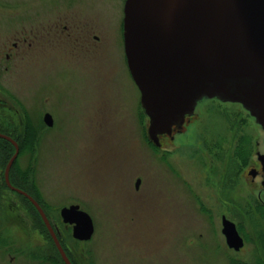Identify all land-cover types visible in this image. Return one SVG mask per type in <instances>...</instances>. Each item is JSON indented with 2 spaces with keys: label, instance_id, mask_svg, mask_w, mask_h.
Listing matches in <instances>:
<instances>
[{
  "label": "rangeland",
  "instance_id": "1",
  "mask_svg": "<svg viewBox=\"0 0 264 264\" xmlns=\"http://www.w3.org/2000/svg\"><path fill=\"white\" fill-rule=\"evenodd\" d=\"M76 2L106 22L96 24L99 40L92 45L52 36L63 25L53 23L65 24L69 15L55 14L50 25L8 26L0 15V100L6 103L0 122L12 125V136L24 143L13 175L59 228L69 260L263 264L264 197L258 201L260 184L249 174L260 168L263 155L256 153L264 154L260 126L240 104L206 99L155 146L124 53V0ZM46 28L51 36L41 44ZM32 29L39 36L31 52L22 40ZM13 42L20 48L6 58ZM239 143L246 145L242 161ZM0 187V264H62L40 215ZM70 205L91 216L90 240H75L62 222L60 211ZM222 214L245 239L239 253L227 248Z\"/></svg>",
  "mask_w": 264,
  "mask_h": 264
},
{
  "label": "water",
  "instance_id": "2",
  "mask_svg": "<svg viewBox=\"0 0 264 264\" xmlns=\"http://www.w3.org/2000/svg\"><path fill=\"white\" fill-rule=\"evenodd\" d=\"M123 13L126 62L155 146L205 99L240 104L264 132V0H125ZM44 122L52 127L50 114ZM0 138L15 147L5 168L9 184L19 148ZM16 190L36 208L63 263L72 264L39 204ZM60 217L72 225L75 240L91 239L92 218L79 205L62 208ZM222 233L228 248L243 247L235 224L225 218Z\"/></svg>",
  "mask_w": 264,
  "mask_h": 264
},
{
  "label": "flooded vegetation",
  "instance_id": "3",
  "mask_svg": "<svg viewBox=\"0 0 264 264\" xmlns=\"http://www.w3.org/2000/svg\"><path fill=\"white\" fill-rule=\"evenodd\" d=\"M39 3H42L44 6L41 7L39 5ZM124 3H125V0H124L123 5H122L123 8H122V16H121L122 36H123ZM55 14H62V15L65 14V15H69V17H70L68 22L65 21L66 22L65 24L60 22V21L53 23V25H56V27L58 25L63 24L60 28V31L57 32L58 35H55L56 32L54 34H52V36L55 39H58L57 37H55V36H58L59 38H62V39L64 38V39H67L68 41L69 40H78V41L83 40V41L87 42L86 44H89V41L90 42L92 41L91 39L99 40V37L95 34L96 33L95 30L97 27L96 24H98V22L99 23H106L102 20V18L97 16V14L95 12V8H93L91 6L87 7L84 5V7L82 9L80 6H78V3L76 2V0H0V15L5 17V19L7 20L6 22L2 21L3 23H6V26L12 25V24H24V23L30 25V24H34L33 22H37L38 24H41V25H46V24L50 25L49 21L51 18H53V16ZM46 30H47L46 33H44V31L41 30V32H42L41 44H43L44 41L46 42L51 36L50 28H49V30L46 28ZM56 30L58 31L57 28H56ZM38 36H39V32L37 30L32 29L30 32L26 33L25 37H23L22 41L24 42V44H27L29 51L32 52L34 50L35 44L33 42L38 38ZM48 42H49V40H48ZM89 45H92V44H89ZM12 46H13V48L10 47L7 50L8 52L5 54L6 58H9V56L12 55V53L19 50V48H20L19 42H13ZM203 101H201V102H203ZM201 102H199L197 104V106ZM5 104H6L5 102L0 100V110L4 109L3 106ZM0 113L2 114L3 112H0ZM13 131H15V129L12 125H10L8 123L2 124L0 122V134L7 136L10 139H12L14 142H16V144L19 148V151H20V142L13 138V136H14V135L12 136ZM0 139H3V138H0ZM3 140H5V139H3ZM5 141H7L8 143L11 144V146L14 148V152H15L14 145L8 140H5ZM258 153H256L257 156L263 155V156L258 157V163L260 165V168L259 169L256 167L251 168L249 174H251L252 180L256 179L257 181H259L260 191H261V194H263V195L259 194L258 201L263 202V197H264V154H258ZM18 156H19V153H18L17 157ZM236 156H237V159H239L240 161H242L244 158L247 157L246 156V145H244L243 143L238 144V147H236ZM12 167H13V164L9 170V173H8L9 184H7L6 179H5V168H6V166H5L4 170H1V168H0V174H1L0 175V180H1L0 182L3 183V185L5 186V188L9 192H13V193H11L12 195H14V196L18 195L22 198H25V200L30 204V206H32V208L37 212L36 208L33 206V204L30 202V200L25 195L21 194L20 192H18L16 190V189L21 190L22 192H24L27 195H29L30 197H32L39 204V206L42 208L39 200L36 199V197L33 196L29 192L28 186H26L25 183L22 180H20V178L17 179L18 177H15L16 175L11 176ZM207 181L209 182V179H207ZM216 190L219 191V188H216L215 191ZM1 196H2V192H1V187H0V200H1ZM250 198H252V200L253 199L255 200L254 195H250ZM232 200H234V198H232ZM262 207H264V203H263ZM258 208H261V207L257 205V208H255L257 210V212H258ZM208 211L210 212V210H208ZM44 213L47 215V213L45 211H44ZM47 217H48V215H47ZM224 218L229 220L228 218H226L225 214L221 215V221H220L221 222V233H222V229H223V219ZM229 221H231V220H229ZM50 223H51V225H52V227L56 233V236H57L60 244L62 245V243H61L62 234H61L59 228L54 223H52L51 221H50ZM66 225H69V224H66ZM69 226H71V228H72V225H69ZM214 230L217 231V228L216 229L214 228ZM238 233H239V231H238ZM239 235H240V233H239ZM223 237H224V235H223ZM242 239L245 243V239L243 237H242ZM224 240H225V237H224ZM51 241H52V239H51ZM79 242H85V241H79ZM225 243H226V240H225ZM52 244L54 245L53 241H52ZM243 247H244V244H243ZM243 247L239 251H234L233 249H230L227 246L229 251H234L235 253L241 252L243 250ZM65 252H66V250H65ZM66 254H67V252H66ZM67 256H68V254H67ZM68 258H69V256H68ZM62 264H64V263L62 262ZM263 264H264V262H263Z\"/></svg>",
  "mask_w": 264,
  "mask_h": 264
},
{
  "label": "trees",
  "instance_id": "4",
  "mask_svg": "<svg viewBox=\"0 0 264 264\" xmlns=\"http://www.w3.org/2000/svg\"><path fill=\"white\" fill-rule=\"evenodd\" d=\"M13 138L15 139V140H17L16 138H15V136H13ZM20 142V151H22V149H23V142H21V141H19ZM0 167H1V169L2 170H4V168H5V166H6V164H7V162H8V160L12 157V155L14 154V148L11 146V144L10 143H8L7 141H5V140H3V139H0ZM19 151V154L21 153ZM13 152V153H12ZM23 152V151H22ZM17 161V158L15 159V161H14V163H13V167H12V170H11V176L13 175V172H14V170H13V168L15 167V165H16V162ZM15 177H17V176H15ZM17 179H19V178H17ZM20 181V180H19ZM51 240V239H50ZM52 242V241H51ZM58 256H59V254H58ZM59 258H60V256H59ZM61 259V258H60ZM63 262V261H62Z\"/></svg>",
  "mask_w": 264,
  "mask_h": 264
}]
</instances>
